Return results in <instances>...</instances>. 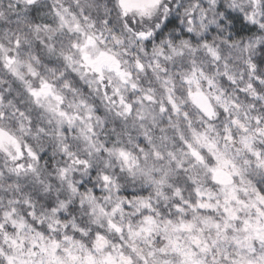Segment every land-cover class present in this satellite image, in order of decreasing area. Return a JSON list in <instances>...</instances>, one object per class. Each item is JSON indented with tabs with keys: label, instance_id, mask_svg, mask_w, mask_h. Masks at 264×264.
<instances>
[{
	"label": "clouds",
	"instance_id": "obj_1",
	"mask_svg": "<svg viewBox=\"0 0 264 264\" xmlns=\"http://www.w3.org/2000/svg\"><path fill=\"white\" fill-rule=\"evenodd\" d=\"M0 264H264V0H0Z\"/></svg>",
	"mask_w": 264,
	"mask_h": 264
}]
</instances>
